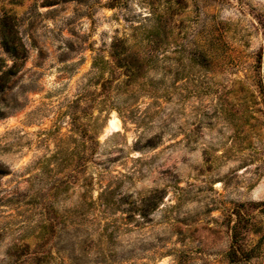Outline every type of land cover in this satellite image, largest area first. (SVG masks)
<instances>
[{"label":"rangeland","instance_id":"obj_1","mask_svg":"<svg viewBox=\"0 0 264 264\" xmlns=\"http://www.w3.org/2000/svg\"><path fill=\"white\" fill-rule=\"evenodd\" d=\"M46 1L0 0L28 51L0 102V264H264V0ZM153 28L149 85L99 93L111 42Z\"/></svg>","mask_w":264,"mask_h":264},{"label":"trees","instance_id":"obj_2","mask_svg":"<svg viewBox=\"0 0 264 264\" xmlns=\"http://www.w3.org/2000/svg\"><path fill=\"white\" fill-rule=\"evenodd\" d=\"M60 1L66 0H47L46 3L44 2V4L50 5L54 3H59ZM114 1L115 0H111L109 5L114 6ZM207 8L211 7L207 6ZM205 24L206 26H203L202 31H200L196 35V37H198L195 39V43L193 46L195 47L193 49L195 55H198L199 53H205L207 49H213L214 44L216 45L217 42H219V45L223 44V30L221 29V26L215 22ZM159 25L161 26V19L160 23H158V31ZM158 31L156 28H153L151 35H147L146 37H144L143 41L145 43V40H147V45H144L143 41H137V39L135 38L131 42H127L124 39H114L111 42L109 49L106 53V63L108 65L110 77L104 79L100 83L101 88L99 93L105 92V90H107L109 86V83L114 82L117 78H119L118 76L120 75H123L121 83L124 87L136 88L143 85L145 87L149 85L148 80H146L145 78V70L148 62V56L156 50V47L159 44ZM207 39L210 41L209 43H207ZM204 45L209 48H204ZM0 47L10 59V64L0 73V102L4 105L12 102L13 104H16L17 97H15L16 94L12 92V87L14 84L13 77L16 75L19 68L24 63L28 51L22 39V36L19 33L18 21L16 20L13 14H10L3 7H0ZM256 61L258 64H262V73L258 77L257 87L260 97L264 101L263 50L257 52ZM144 90H149L150 94H154L155 92L151 91L152 89ZM9 94L10 98L7 99L6 97H8ZM22 104L23 102L19 103V106L21 107ZM160 198L161 197H158L156 193H152L146 198L148 200L149 211L157 208V203ZM145 214L146 213H141V216H144ZM243 219H245V215L237 212L236 219L230 227L229 255L232 261H235L241 257H247L249 255L248 251H239L240 245L238 241L241 233V228L244 225ZM49 226H51V233H48V240H51L55 237H58L60 239L61 233H59L58 235L53 225L50 224ZM46 241L43 242V246L45 245ZM69 245L70 243L68 241L67 243H64L61 247L63 248L64 253L66 252L68 254V258L70 259L71 257H69V250H73V245H71V247ZM47 253L50 254L49 251H47ZM34 259L35 262L39 264L41 259H46V256H38L37 254H35Z\"/></svg>","mask_w":264,"mask_h":264}]
</instances>
